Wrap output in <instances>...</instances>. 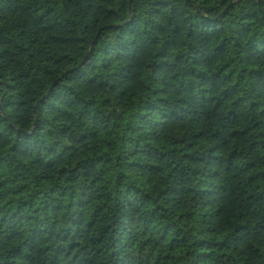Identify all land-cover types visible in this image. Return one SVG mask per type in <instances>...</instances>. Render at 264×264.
<instances>
[{
  "label": "trees",
  "instance_id": "16d2710c",
  "mask_svg": "<svg viewBox=\"0 0 264 264\" xmlns=\"http://www.w3.org/2000/svg\"><path fill=\"white\" fill-rule=\"evenodd\" d=\"M0 264H264V0H0Z\"/></svg>",
  "mask_w": 264,
  "mask_h": 264
},
{
  "label": "water",
  "instance_id": "95a60500",
  "mask_svg": "<svg viewBox=\"0 0 264 264\" xmlns=\"http://www.w3.org/2000/svg\"><path fill=\"white\" fill-rule=\"evenodd\" d=\"M228 10V8L225 9V11L222 13L221 17L225 14V12ZM96 39L93 41V44H95Z\"/></svg>",
  "mask_w": 264,
  "mask_h": 264
}]
</instances>
